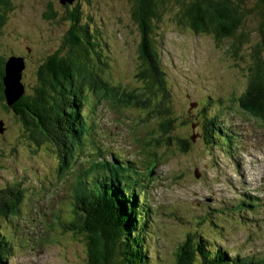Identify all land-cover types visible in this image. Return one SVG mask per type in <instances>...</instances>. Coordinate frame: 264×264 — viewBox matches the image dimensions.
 <instances>
[{
    "label": "rangeland",
    "instance_id": "1",
    "mask_svg": "<svg viewBox=\"0 0 264 264\" xmlns=\"http://www.w3.org/2000/svg\"><path fill=\"white\" fill-rule=\"evenodd\" d=\"M7 1L10 5L0 24V55L4 65L10 58H23V93L32 92L38 66L60 49L72 29L64 15L74 5L89 23L84 44L111 92L106 96L88 92L83 111L89 131L83 145L76 139L65 147V139L59 151L49 143L33 145L12 111L0 105V186L10 184L22 199L18 215L0 218V230L14 244L12 254L0 264H84L80 236L63 231L59 216L66 215L71 180L92 169L87 160H114L113 154L121 162L115 164L121 185L125 178L134 184L137 169L146 173L153 164L150 175H142L145 188L138 183L134 191L138 202L150 206L143 247L149 264H174L175 246L188 231H200L211 247L218 245L229 256H254L257 264H264V125L236 102L246 86L258 20L245 22L250 39L235 54L229 40L219 44L211 35L177 29L169 23V14L163 16L158 24L160 65L171 89L169 109L177 117L175 132L168 135L158 118L125 97L138 87L139 34L130 14L133 0H74L67 7L61 0ZM18 67L15 63L14 70ZM73 98L64 92V103ZM4 103L10 106L6 99ZM212 114H219L217 120H205ZM70 119L65 116L60 126L72 139ZM216 121L237 144L221 146L220 135L216 145L205 144L202 133L213 131L215 139ZM178 137L189 139L187 152L180 150L184 142L177 143ZM100 149L106 152L97 157ZM64 151L69 157L66 166L60 157ZM128 186L127 191L132 188ZM242 199L253 205L245 213L232 214L230 208ZM207 211L213 223L204 218Z\"/></svg>",
    "mask_w": 264,
    "mask_h": 264
},
{
    "label": "trees",
    "instance_id": "2",
    "mask_svg": "<svg viewBox=\"0 0 264 264\" xmlns=\"http://www.w3.org/2000/svg\"><path fill=\"white\" fill-rule=\"evenodd\" d=\"M67 4L69 3L64 5L67 7ZM0 5L1 24L5 17L3 11L10 3L0 0ZM130 14L139 34V62L135 72L138 87L129 89L128 96L125 97L158 118L168 135L172 134L177 117L169 109L171 89L167 85L165 70L160 65L158 24L164 20L163 16L169 14L171 19L169 23L173 22L177 29L186 27L194 33L211 35L219 44L229 40L235 54L239 53L238 47L241 48V43L250 39V32L244 29L245 22L250 18L258 20L259 25L255 29L257 40L251 48L250 61L246 68V86L237 94L236 102L240 110L249 117L259 119L264 125V0H133ZM49 15L53 17L51 12ZM64 16L70 21L72 29L64 35L60 49L46 56L38 66L36 71L38 77L32 92L23 93L9 107L4 103L5 57L0 55V105L5 107V110L12 111L26 138L33 145L38 147L49 143L57 151L62 144L65 145V139L68 140L65 147L67 145L71 147L76 139L83 145V136L89 131L83 111V106L89 99L88 92L101 94L99 96L111 92L107 87L109 83H105V78L99 72L100 68L93 63V59L89 57L90 50L84 44L83 38L89 36V23L81 18L76 5L68 8ZM64 92L65 96L73 95V100L64 103ZM113 92H116V87L113 88ZM99 100L101 98L97 99ZM65 116L68 119L72 118L69 132L76 134L72 139L63 133L60 126ZM218 117L219 114L204 116L205 120L212 121ZM170 121L172 127L168 128ZM216 123L217 128L214 130L218 133L215 139L213 131L209 133L206 130L201 136L209 147L212 144L216 145V139L222 131L221 124L217 121ZM180 124L183 125L184 121ZM188 140L181 139L184 142L182 145L178 137L177 143L181 142L180 150L188 151ZM225 142L227 146L231 145L227 137ZM220 145L223 146L224 143L220 142ZM60 157L66 166L69 162V159H66L69 158L68 153L64 151ZM91 168L84 176L79 174L74 180L70 179L72 182L70 202L65 217L62 213L59 216V224L63 222V231L80 236L84 247V264H149V255L143 247L145 227L150 219L145 215L150 212V207L138 202L137 193L134 192L140 179L136 178L134 184H127V181L131 180L125 178V185H121V182H118L120 177L116 166L109 164L108 161L94 162ZM128 185L132 187L129 191ZM21 202L17 189L10 184L0 186V218L6 220L18 215ZM244 202L243 199L235 202L230 208L231 213H245L246 208L253 205L251 202L250 205H245ZM204 218L211 223L214 222L209 219V211L205 213ZM238 221L243 224L239 219ZM0 233L2 263L3 258L12 254L14 244L13 239L2 230ZM182 237L172 254L174 264L258 263L254 261V256L247 255L241 258L236 255L229 256L220 246L211 247L200 231H188Z\"/></svg>",
    "mask_w": 264,
    "mask_h": 264
},
{
    "label": "water",
    "instance_id": "3",
    "mask_svg": "<svg viewBox=\"0 0 264 264\" xmlns=\"http://www.w3.org/2000/svg\"><path fill=\"white\" fill-rule=\"evenodd\" d=\"M74 0H61L62 4L69 3L71 4ZM15 58V59H14ZM13 59L10 58L13 63H10L11 60L5 65V76H4V96L9 105L14 103L15 100L23 94L24 88L21 82V70L24 67V60L22 57L17 56ZM15 63L19 64L17 70L15 69Z\"/></svg>",
    "mask_w": 264,
    "mask_h": 264
},
{
    "label": "bare ground",
    "instance_id": "4",
    "mask_svg": "<svg viewBox=\"0 0 264 264\" xmlns=\"http://www.w3.org/2000/svg\"><path fill=\"white\" fill-rule=\"evenodd\" d=\"M263 211V210H262ZM245 258V257H244Z\"/></svg>",
    "mask_w": 264,
    "mask_h": 264
}]
</instances>
